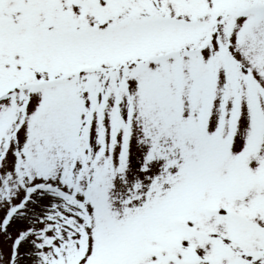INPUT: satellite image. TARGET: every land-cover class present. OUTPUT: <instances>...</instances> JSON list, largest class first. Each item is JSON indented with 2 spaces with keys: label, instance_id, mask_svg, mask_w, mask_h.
Segmentation results:
<instances>
[{
  "label": "snow or ice",
  "instance_id": "obj_1",
  "mask_svg": "<svg viewBox=\"0 0 264 264\" xmlns=\"http://www.w3.org/2000/svg\"><path fill=\"white\" fill-rule=\"evenodd\" d=\"M0 264H264V0H0Z\"/></svg>",
  "mask_w": 264,
  "mask_h": 264
}]
</instances>
